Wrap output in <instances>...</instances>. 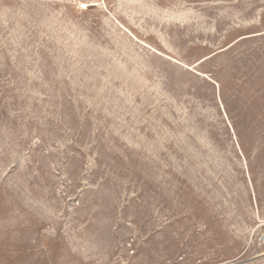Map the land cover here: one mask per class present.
I'll return each mask as SVG.
<instances>
[{"label": "rangeland", "instance_id": "obj_1", "mask_svg": "<svg viewBox=\"0 0 264 264\" xmlns=\"http://www.w3.org/2000/svg\"><path fill=\"white\" fill-rule=\"evenodd\" d=\"M264 0H0V264H264Z\"/></svg>", "mask_w": 264, "mask_h": 264}, {"label": "built area", "instance_id": "obj_2", "mask_svg": "<svg viewBox=\"0 0 264 264\" xmlns=\"http://www.w3.org/2000/svg\"><path fill=\"white\" fill-rule=\"evenodd\" d=\"M260 240H261V242H264V235L261 237Z\"/></svg>", "mask_w": 264, "mask_h": 264}]
</instances>
